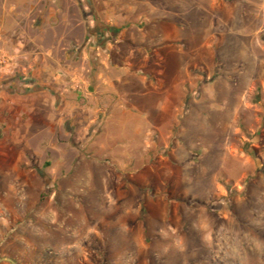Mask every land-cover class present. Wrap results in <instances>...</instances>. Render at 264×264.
Segmentation results:
<instances>
[{"label":"rangeland","instance_id":"374dc122","mask_svg":"<svg viewBox=\"0 0 264 264\" xmlns=\"http://www.w3.org/2000/svg\"><path fill=\"white\" fill-rule=\"evenodd\" d=\"M3 258L264 264V0H0Z\"/></svg>","mask_w":264,"mask_h":264},{"label":"crops","instance_id":"0c3cea01","mask_svg":"<svg viewBox=\"0 0 264 264\" xmlns=\"http://www.w3.org/2000/svg\"><path fill=\"white\" fill-rule=\"evenodd\" d=\"M176 106L177 105H175L174 107H172V108L169 109V111H168V117H166L168 122L174 121L176 119V117H177V110H178Z\"/></svg>","mask_w":264,"mask_h":264},{"label":"water","instance_id":"95a60500","mask_svg":"<svg viewBox=\"0 0 264 264\" xmlns=\"http://www.w3.org/2000/svg\"><path fill=\"white\" fill-rule=\"evenodd\" d=\"M1 261H6V262H8V263H10V264H18L17 262H15L13 259H11V258H3L2 260H0V262Z\"/></svg>","mask_w":264,"mask_h":264}]
</instances>
